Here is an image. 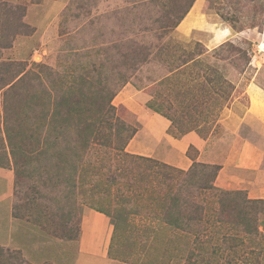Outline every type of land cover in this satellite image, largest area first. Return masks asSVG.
Returning a JSON list of instances; mask_svg holds the SVG:
<instances>
[{
    "label": "trees",
    "instance_id": "16d2710c",
    "mask_svg": "<svg viewBox=\"0 0 264 264\" xmlns=\"http://www.w3.org/2000/svg\"><path fill=\"white\" fill-rule=\"evenodd\" d=\"M89 1L80 0L78 18L83 16L84 12H81L85 5H89ZM158 1L145 0L143 14L138 12L139 5L134 4L129 8L135 17L126 30L135 31L132 28L135 25H141V28L136 29V33L129 35L128 39L126 33L124 37H116L110 55H107L108 64L99 56L94 67L87 56L81 60L80 69H54L34 63L41 71H26L27 65L22 61H0V91L4 92V120L0 117V158L10 156L15 170L14 215L34 217L37 222H71L80 200L76 196V188L73 191H65V188L70 186L71 181L80 182L78 179L82 171L90 170L92 178L95 174L103 179L109 178L111 183H123L128 188L125 193L127 197L145 199L151 204L150 208L155 205L149 201V197L157 200L155 217L164 221L168 229H185L188 226V230H185L194 234L197 240L200 233L212 227L218 230L220 227L240 228L247 237L261 241L264 239V198L251 199L245 190H226L216 186L215 180L221 168L219 164L194 160L192 166L184 170L126 150L138 128L118 114L119 109L113 104V99L129 81L133 79L132 82L138 88L158 83L170 91L178 88L175 96L178 90L197 95V91L186 86L184 81L180 86L171 83L166 87L174 76L168 74L177 68L184 69L203 59L214 58L218 59L216 66L223 70L219 72L214 68L216 77H207V80L216 79L220 80V84L225 83L227 90L223 103L226 104L235 90L231 74H242L251 61L247 52L233 43L221 44L213 50L199 43V56L207 54L204 57L190 56L187 44L176 42L168 36L185 18L195 0H186L179 13H173L169 8L158 10L162 13L160 16L156 11ZM73 2L67 7L68 14ZM20 11V7L0 2L4 20L0 21V31L4 32L8 40L7 46L13 44L16 35L24 31L26 26L22 19L13 17ZM237 22L239 17L233 15V25H238ZM257 23L264 25V17ZM125 38L126 41H122ZM195 45L197 48L198 44ZM225 48L227 53L224 52ZM173 52L181 54L175 56ZM78 54L72 53L75 56ZM246 56L247 62L242 64ZM196 58L201 61H196ZM147 66L153 69L151 76L144 81L134 79L138 73L145 72ZM76 72L75 77L73 74ZM94 76L97 79L94 80ZM161 102H150L148 105L172 121L169 129L172 135L181 137L193 130L181 127L183 123H179L176 117L177 110L173 109V105ZM169 108L171 112L167 111ZM177 121L178 130H175ZM198 132L204 137L208 136L201 129ZM194 150L191 147L188 153L195 158ZM113 154L125 160L130 168L124 163L120 167L113 165V159L117 160L115 157L109 158ZM132 161L141 162L144 167V177L138 180L139 185L132 172L134 166L129 164ZM166 170L178 179L175 181ZM123 176L127 177L124 182L120 181ZM137 186L140 194L135 192ZM89 203L92 206V202ZM39 206H45L44 213L33 212ZM113 223L116 232L118 225ZM79 226L80 234L81 220ZM55 232L69 234V231L62 232L59 229ZM112 245L114 237L110 256L121 260L111 251ZM123 259L125 257L121 261ZM0 264L34 263L20 249L0 245Z\"/></svg>",
    "mask_w": 264,
    "mask_h": 264
},
{
    "label": "rangeland",
    "instance_id": "374dc122",
    "mask_svg": "<svg viewBox=\"0 0 264 264\" xmlns=\"http://www.w3.org/2000/svg\"><path fill=\"white\" fill-rule=\"evenodd\" d=\"M73 1V6L68 14L67 7L72 3V0H0L4 3L8 2L11 7H20L22 15L13 14V17H18L22 19L23 23H26L24 31L16 35L11 46L6 45L8 40L4 32L0 31V45L2 44V47L0 46V61H22L27 65L26 71L29 69L41 71V68L34 63H42L54 69H77L78 67L80 69L81 60L87 56L94 67L97 66L99 56L108 64L107 55H110L112 42L116 37H121L126 33L128 39L129 35H134L141 28V25H135L132 27L135 31L126 30L135 17L129 8L134 4L139 5L138 12L143 14L145 0H90L89 5H85L82 10L81 13L84 12V14L81 18L77 17L80 14L78 6L81 2L80 0ZM185 2L186 0H159L156 6L157 14L158 16L162 15L158 10L163 9L164 11L168 8L173 13H179ZM172 4L175 7L172 8ZM198 5H201L202 15L207 14L216 19L219 25L231 29L232 34L222 44L237 45L247 52L248 59L251 60L242 74H231L232 81L235 82V90L229 102L223 103L226 100L224 96L227 90L225 83L220 84V80L216 79L207 80V77H216L217 72L213 71L214 68L219 72L223 70L216 66L218 59L214 58L202 61L196 58V61L201 62L184 69L177 68L168 74L174 76L172 82L170 81L166 87L171 83L180 86V83L184 81L186 86L197 91V95L186 94L178 90L175 96L178 88L170 91L159 83L138 88L132 82L133 79L126 85L129 84L138 90L146 91L150 96L147 102L148 107L150 102L157 103L159 101L166 105H173V109L177 110L176 117L179 123H183L181 127L197 131L201 129L207 135L212 132L222 134L226 132L220 123L223 110L229 108L232 101L238 96L241 97L244 104L248 105V96L245 92L250 82L255 81L264 87V42H262L264 41V25L257 23L260 18L264 17V0H195L186 16ZM1 13L3 12H0V17ZM233 15L239 17V22L241 19L240 23L237 22L238 25H233ZM0 19V21H4L2 17ZM254 22L256 24H253ZM177 27L169 34L168 38L171 37L176 42L187 44L191 51L187 52L190 56L192 54L195 57H204L203 55H206L207 52L201 56L198 54L199 43L208 47L196 38L188 41L176 39L174 31ZM137 40L139 41V38ZM122 41H126V38ZM195 44H198L197 48ZM224 52L227 53L226 48ZM72 53L79 54L75 56ZM85 53L86 55L83 57ZM180 54V52H173L175 56ZM245 62H247V56L242 60V64ZM151 72L153 73V69H149L147 66L145 72L138 73L134 79L144 81L151 76ZM76 75L77 72L73 74L75 77ZM95 79L97 76H94ZM116 96L113 99V104L118 107V114L139 129L141 124L136 114L124 104H115ZM177 99L183 102H178ZM167 111L171 112L170 108ZM3 116L4 92L1 90L0 117L2 121L4 120ZM176 124L175 130H178V121ZM240 133L247 136L251 130L246 125H242ZM261 141L264 143V139ZM113 157L117 158V160L113 159V165L120 167L122 163L126 164L125 160L119 159L120 156L113 154L109 158ZM0 161L2 162L0 163V200H2L0 207L4 214V229L0 236L4 238L11 234L12 237H19L23 245L26 244L24 245L26 249L34 252V255L37 256V263L29 260L31 263L71 264L79 238L80 220L84 211L92 206L104 210L107 215L109 214L111 221L118 225V229L114 233V245H112L111 251L121 260L122 257H125L124 262L130 264H262L264 261V239L261 241L252 240L244 235L240 228L220 227L218 230L212 227L209 231L200 233L196 237L197 240L194 234L187 231L188 226L185 228L187 230L168 229L164 226V221L155 217L157 200L149 197V201L151 200L155 205L150 208L151 204H148L145 199L127 197L125 193L128 188L126 189L123 183H111L109 178L103 179L99 177L100 175L95 174L92 178L90 170L82 171L78 179L80 182L70 180V186L65 188V191H73L76 188V196L80 200L79 207L74 210L71 222L67 224L60 221L37 222L34 217H17L14 215L13 209L15 170L12 158L10 156L6 159L0 158ZM140 163L137 161L129 163L134 166L132 172L135 174L134 178L137 179L138 185V180L143 179L145 173L144 167ZM126 166L129 167L128 164ZM166 172L172 177L170 171L166 170ZM125 178L127 177L123 176L120 181L124 182ZM152 178H155V175H152ZM173 179L176 181L178 177L174 176ZM245 191L248 196V190ZM135 192L140 194L138 186L135 188ZM89 202H92V206ZM45 210V206H39L34 208L33 212L44 213ZM22 211L25 210L22 209ZM8 219L14 220V223L7 227ZM56 229L62 230V232L69 231V234H57ZM3 246L18 249L7 245ZM23 255L25 256L24 253Z\"/></svg>",
    "mask_w": 264,
    "mask_h": 264
},
{
    "label": "crops",
    "instance_id": "0c3cea01",
    "mask_svg": "<svg viewBox=\"0 0 264 264\" xmlns=\"http://www.w3.org/2000/svg\"><path fill=\"white\" fill-rule=\"evenodd\" d=\"M230 34L229 27L219 25L207 14L202 15L201 5L194 7L174 31L176 39L196 38L210 49L226 41ZM245 93L248 105L238 96L223 110L220 123L225 133L212 132L204 137L197 130H191L176 137L169 132L171 120L147 106L149 94L128 84L116 96L115 104L128 107L141 126L126 150L184 170L194 160L219 164L216 186L226 190L247 189L249 198H264V143L261 141L264 139V87L252 81ZM242 125L251 130L247 136L240 133ZM191 147L195 149V158L188 153ZM3 217L0 207V235L4 229ZM8 221L7 227L13 225L14 220ZM114 232L115 226L105 212L87 208L81 218V232L71 264H130L110 256ZM0 238V244L21 249L28 260L37 263V256L26 249L19 237L8 234Z\"/></svg>",
    "mask_w": 264,
    "mask_h": 264
}]
</instances>
